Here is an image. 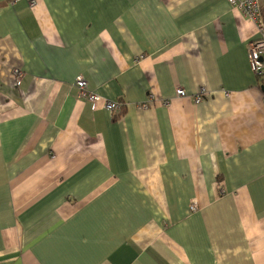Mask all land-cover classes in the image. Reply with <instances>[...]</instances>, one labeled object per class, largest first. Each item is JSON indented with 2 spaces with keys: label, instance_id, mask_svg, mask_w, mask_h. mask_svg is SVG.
<instances>
[{
  "label": "crops",
  "instance_id": "obj_1",
  "mask_svg": "<svg viewBox=\"0 0 264 264\" xmlns=\"http://www.w3.org/2000/svg\"><path fill=\"white\" fill-rule=\"evenodd\" d=\"M29 1L0 0V264H264L257 28L227 0Z\"/></svg>",
  "mask_w": 264,
  "mask_h": 264
},
{
  "label": "built area",
  "instance_id": "obj_2",
  "mask_svg": "<svg viewBox=\"0 0 264 264\" xmlns=\"http://www.w3.org/2000/svg\"><path fill=\"white\" fill-rule=\"evenodd\" d=\"M35 0H30L32 6ZM227 2L239 10L247 22L253 24L258 33H261L259 38L250 40L247 44L249 55V66L252 73L259 79L264 86V21L261 13L260 0H227ZM15 82L18 84L22 78V70L18 67L13 68ZM75 86L78 88L79 96L85 99L91 105V108L96 109L98 104L101 103L102 107L115 116L121 109V102L117 100L102 99L99 94L87 88V82L82 76H77L75 79ZM177 96H184L185 91L182 87L178 86L175 90ZM206 90L201 88L195 95L194 100L196 103L202 101L206 95ZM157 102L161 105H167L168 100L164 98H155L150 94L146 101L140 103V107L146 108L150 104ZM194 203L191 204V209H194Z\"/></svg>",
  "mask_w": 264,
  "mask_h": 264
},
{
  "label": "trees",
  "instance_id": "obj_3",
  "mask_svg": "<svg viewBox=\"0 0 264 264\" xmlns=\"http://www.w3.org/2000/svg\"><path fill=\"white\" fill-rule=\"evenodd\" d=\"M261 13H262V18H263V21H264V6L261 7ZM124 107L123 103H121V109H120V114H122V108ZM116 117V115L114 116ZM118 117V116H117Z\"/></svg>",
  "mask_w": 264,
  "mask_h": 264
},
{
  "label": "water",
  "instance_id": "obj_4",
  "mask_svg": "<svg viewBox=\"0 0 264 264\" xmlns=\"http://www.w3.org/2000/svg\"><path fill=\"white\" fill-rule=\"evenodd\" d=\"M262 89L264 90V86H262Z\"/></svg>",
  "mask_w": 264,
  "mask_h": 264
}]
</instances>
